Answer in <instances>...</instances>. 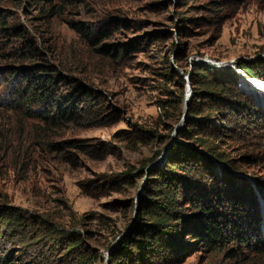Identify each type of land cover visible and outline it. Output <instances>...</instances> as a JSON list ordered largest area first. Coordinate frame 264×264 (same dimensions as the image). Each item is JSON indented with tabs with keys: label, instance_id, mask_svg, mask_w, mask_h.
Masks as SVG:
<instances>
[{
	"label": "rangeland",
	"instance_id": "rangeland-1",
	"mask_svg": "<svg viewBox=\"0 0 264 264\" xmlns=\"http://www.w3.org/2000/svg\"><path fill=\"white\" fill-rule=\"evenodd\" d=\"M180 1L185 3L0 0V20L6 18L0 24V216L11 209L26 220L46 221L54 228L52 241L61 242L62 234L79 233L86 257L90 254L86 264H109V251L121 244L136 221L149 174L164 169L174 143L188 144L178 133L188 122L222 126L216 117L188 115L193 65L200 66V60L224 64L214 70L222 79L233 81L238 92L249 97L264 116L257 94L226 69L229 64L241 72L236 67L240 62L264 63V0H188L186 7ZM121 22L129 28H118ZM15 29L19 32H13ZM138 37L151 40L142 52L124 61L101 51ZM22 39L32 43L42 60L31 57ZM179 47L188 58L183 59L184 70L174 66L184 80L177 107V84L165 83L162 75L168 55ZM172 59L169 57L170 64ZM40 64L55 67L68 82L76 80L98 93L102 105L98 122L102 125H46L39 118L24 117L29 107L12 108L17 89L25 85L23 72L35 69L33 73L39 74ZM67 91L66 86L56 88L53 98L62 99ZM133 127L148 132L146 143L120 140ZM257 139L254 135L245 150L231 143L224 149L237 161L245 156L255 161L254 166L244 165L239 174L229 173L236 188L246 183L253 191L260 209L258 232L264 241V200L258 190L264 188V162L261 150L254 148ZM59 147L64 150H53ZM214 167V175L220 179L224 166L214 163ZM122 178L134 185L121 187L115 181ZM226 246V250H197L181 264H264L263 251L233 258L227 249L238 247L234 243ZM11 249L9 239L0 237V262Z\"/></svg>",
	"mask_w": 264,
	"mask_h": 264
},
{
	"label": "trees",
	"instance_id": "trees-1",
	"mask_svg": "<svg viewBox=\"0 0 264 264\" xmlns=\"http://www.w3.org/2000/svg\"><path fill=\"white\" fill-rule=\"evenodd\" d=\"M186 2L188 0L178 4L186 7ZM4 20L5 17L0 20L1 25H4ZM183 20L185 22L188 18ZM128 25L121 22L117 27L127 29ZM13 32L19 31L15 29ZM148 40L151 39L138 37L109 48L105 46L101 51L107 57L124 61L142 52ZM23 41L31 57L42 60L41 53L32 43ZM172 56L170 64L169 57ZM187 58L185 49L179 47L165 60L162 77L165 83L177 84V107L182 98L184 80L174 66L184 70L182 62ZM41 65L39 74L33 73L35 69L23 72L25 85L17 89V100L13 101L12 108L25 105L29 109L24 117L39 118L46 125L74 123L101 126V96L76 80L68 82L56 73L55 67ZM236 67L244 76L264 82V63L261 60L251 64L240 62ZM219 73L204 65L192 66L189 79L192 101L188 115L216 117L222 126L213 127L209 122H188L185 129L178 133V138L188 144L174 143L164 169L149 174L136 221L121 244L110 252L109 264H181L197 250H226V245L230 243L238 247L227 249L233 258L243 257V253L263 251L264 254V241L258 232L261 220L256 218L260 210L256 197L246 183L236 188L229 173L239 174L243 172L244 165L254 166L255 161L251 156L237 161L230 158L224 149L231 143L241 145L245 150L252 142L250 139L258 135V146L254 148L261 150L259 154L264 162V116L249 97L238 92L233 81L222 79ZM64 86L69 90L65 97L59 100L53 98L56 88ZM133 129L132 133H123L125 135L120 140L131 144L135 142V145L146 143L148 132L141 127ZM168 130H171L170 127ZM194 146L201 151L198 152ZM59 148L53 150H64ZM214 163L224 166L220 179L214 175ZM115 182L121 187L134 185L125 178ZM258 190L264 200V188L258 187ZM30 226H33L31 232L28 231ZM52 233L54 228L46 221L36 218L26 220L19 211L7 210L0 216V237L9 239L12 249L4 254L0 264L87 263L90 254L86 257L87 249L80 244L82 237L79 233L62 234L64 238L61 242L52 241Z\"/></svg>",
	"mask_w": 264,
	"mask_h": 264
},
{
	"label": "bare ground",
	"instance_id": "bare-ground-1",
	"mask_svg": "<svg viewBox=\"0 0 264 264\" xmlns=\"http://www.w3.org/2000/svg\"><path fill=\"white\" fill-rule=\"evenodd\" d=\"M227 68L231 69L236 74V77L241 81V84L249 88L252 94H257L258 101L261 103L262 108H264V84L257 79L244 76L239 71L233 69L229 64H227L226 69Z\"/></svg>",
	"mask_w": 264,
	"mask_h": 264
},
{
	"label": "water",
	"instance_id": "water-1",
	"mask_svg": "<svg viewBox=\"0 0 264 264\" xmlns=\"http://www.w3.org/2000/svg\"><path fill=\"white\" fill-rule=\"evenodd\" d=\"M199 64H200V65H204V66H206V67H208V68H212V69H222L223 67H225V65L222 64V63H213V64H212V63H205V62H203L202 60H200ZM243 75H244V74H243ZM187 101H188V98H187ZM165 159H166V151H164L163 156H162V158H161V161L164 162ZM153 167H154V166H153ZM114 248H116V245L113 246L111 250H113ZM111 250L109 251V253L111 252Z\"/></svg>",
	"mask_w": 264,
	"mask_h": 264
}]
</instances>
